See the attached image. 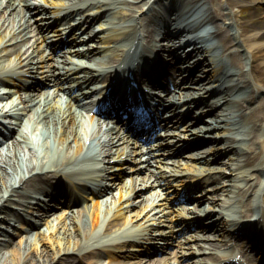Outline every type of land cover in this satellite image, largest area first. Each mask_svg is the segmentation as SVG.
<instances>
[{"label": "bare ground", "instance_id": "1", "mask_svg": "<svg viewBox=\"0 0 264 264\" xmlns=\"http://www.w3.org/2000/svg\"><path fill=\"white\" fill-rule=\"evenodd\" d=\"M15 1L0 0V9L5 8L3 11L0 10V83H7L12 86L27 83L30 78H35L38 72V65H36L32 53L23 50L24 47L22 46L26 45V41L21 43V39L25 36L26 20L23 15L19 16L18 10L11 12L9 17V12L16 8ZM68 1L71 0H50V3L59 4L65 18L75 15L68 21V27L71 28L82 23L83 18L85 19L91 15L95 17L98 14L99 17L102 16L100 23L90 26L85 31V34L98 36V42L102 45L87 49L91 50V53L99 52L97 55L88 56L89 61L76 60L68 54L69 51L83 53V49L86 50L84 45H76L71 47L69 51L67 49L61 50L54 58L55 63L53 65L56 71L53 72L64 74L63 77L66 79L71 75L69 74L70 70L77 66L80 67L79 69L82 68L79 63L82 64V70L90 78L95 75L92 69L96 65L106 67L109 59L114 55L113 53L105 55V50L101 51V49L122 35H128L129 32L126 29L130 27L131 22L127 20L137 19L138 13L143 11L144 6L150 4L153 0H74L75 3L71 10H69ZM139 1H142V3H139ZM213 1L183 0V3L178 5L179 0H171L173 12L162 16V20L166 17V24L171 25L170 27L167 26L168 30L179 29L184 31L182 39L177 41L180 42L185 39L189 42L190 45L187 48H190V51L184 54L181 63L176 65L170 73L172 81L177 82L176 78L178 77V79H182L184 86L168 94L169 99L175 104L171 105L166 113H158L157 119L158 125L161 127H167V123L174 125V121L178 120V115L182 110H191L193 105L200 102V100L203 101L206 108L226 105L223 111L219 110L215 114L213 112V115L209 116V119L201 125H194L192 121L188 122L186 127L188 130H186L185 136L190 135V138H193L203 135L220 139L218 142L212 139L213 143L209 147L193 153L191 157L195 158L196 161L207 162L209 158L213 157V154L228 150L227 160L220 161L221 164L225 163L228 172L220 165L197 166L195 169H187L188 172H186L179 165H175L174 162L168 168L166 165L147 163L145 167L149 169L154 177L150 180L147 179L138 186H131L139 194L148 182L153 188L156 186L165 187L166 191L174 189L176 195L179 188L176 186L177 183H173V179L181 175L178 180L179 185L184 186L187 184L186 180H183V176L193 177L195 178L194 181L199 184L197 187L200 188V191L196 197L197 201L207 199L208 202H212L216 200L217 192L220 189L225 191L226 196L232 193L244 196L242 189L251 196L254 192V198L259 197L261 194L260 178L254 176V172L248 174V171L250 169L264 171V120L260 121L263 118L264 101L255 100L250 105L243 104L245 110L251 114L246 120L240 119L239 108H236L233 114L229 105L232 100L233 103H241L243 100H251L257 94L264 95V86L261 85L258 74V72H261L264 76V8H262L264 0H222L221 3L226 5L227 9L225 12L219 10L218 7L222 6L220 2L216 1L215 6ZM245 3L257 7L252 11V14L254 17H260V19L256 20L254 25L236 20L234 17V12L239 9L238 5ZM234 6L238 9H234ZM152 7V4H150L149 8ZM185 7L190 9L188 14L187 10H184ZM42 8L45 9V7ZM176 12L180 16L173 18ZM221 14L227 16L226 26L217 21ZM253 16L250 14L249 17ZM205 22L206 25L198 30V27ZM125 30L126 32H124ZM81 37L84 38L87 35ZM72 40H76L75 36ZM176 44L177 42H168L166 45L170 46L168 50L177 54L179 51L175 48ZM114 48V46L111 47V49ZM3 52H11L16 55L15 63L24 66L26 69L22 68L19 73H11L15 70V67L12 66L8 67L6 72L7 67L5 66L7 64H5L6 59L2 57ZM188 53L190 55L194 54L193 60L187 59ZM134 54H138L137 50ZM236 54H240V58L243 59L242 64L235 61L234 55ZM135 57L128 59L131 62ZM70 58L71 61L68 63L67 60ZM75 64L77 66L73 67ZM191 68H193L192 72ZM197 68H199L197 73H194L193 71ZM23 70L26 71L21 75ZM99 70L104 71L102 68H97L95 71ZM133 73L136 74L135 71ZM137 74H139L138 70ZM39 76L41 83L52 80L48 73ZM80 81L75 80L72 83L75 84ZM144 87L151 92L163 94L162 91L150 89L148 86ZM212 88L224 92V104H220L221 98L204 99L213 92ZM225 89L231 92L229 96ZM3 94L11 96L0 106V109L3 110V116L0 118L1 235L6 232L4 225L17 215L16 203L19 200L18 196L27 195V197H30V193L25 188L38 187L40 183H43L42 185H49V188L45 191L50 194L52 190L59 191L61 187L56 185L55 182L66 177L75 178L78 162L82 160L83 151V146L77 139L72 119L62 117L61 113L51 104L48 92H41L39 99L34 93H20L16 92L13 87H0V96ZM15 94L17 97H15ZM179 102L181 104H177ZM203 110L201 109L200 112ZM169 117L173 120L169 121ZM91 119L90 117V122ZM6 129L8 132L14 131L9 137L10 141L6 139L8 138V134L4 133ZM174 133L176 132H169L168 134H173V136H166L165 138L161 137L165 135L163 132L159 133L156 145L160 146L162 143L177 145L180 134H177L179 136L176 137ZM3 134L7 137H4ZM120 135L121 133L113 134V137L116 138ZM245 148L249 149L251 153H244ZM123 153L122 150L117 154V158ZM147 153L150 157H160L165 152H152L151 148H148ZM236 159H243V164H237L234 161ZM113 160H116V158L112 157L110 162ZM149 165L157 169L149 168ZM224 172L229 174V181L218 186L220 176ZM96 179L100 189L106 186L99 177ZM141 179L143 178L139 180ZM107 185L115 184L112 182ZM124 185H127L126 181L123 183ZM131 188L129 187V189ZM240 190L241 192H239ZM156 194H160V192L157 191ZM120 197H124L123 192H120ZM168 198H171V196ZM143 199L144 197L141 200H134L129 197L128 201L131 202L130 205H135L137 208L141 206ZM112 201L109 200L107 205ZM235 202V199L226 200L227 208L219 209L216 214H213L212 211L217 208L204 204H200L195 208L190 206L191 212L188 214L180 208L177 212V216L181 219L180 224L169 229L166 228L163 218L158 217L153 210L148 212V215H146V212L141 214L140 211L136 210L138 213L135 212L134 214L137 219L130 221V217L126 218L124 223L119 224V228L117 225L112 229L111 233L113 234L111 236H106L105 232L115 223V219L121 216L120 211L124 209L123 203H119L116 211L111 214L109 210L102 212L95 209L91 212V208H89L71 214L69 219L64 217V219L59 218L50 222L45 221V228L29 229L40 225L42 218H36L31 226L27 225V232L29 230V233L23 236V240L17 246L13 245L14 243L10 238H6L4 235L0 236V264H88V262L96 264V260L91 259L87 263L85 260L88 255L93 253L97 256L107 255L111 260L109 261L110 264H113L115 261L118 262V259L122 256L129 257L130 254L136 253L134 250L137 248L130 245L131 243L145 246L146 243L153 242L162 247L165 240V243H167L168 240L173 239L176 231L184 229V224L186 226H188V223L206 224V226H213L221 230L233 231L239 228L238 225H241L242 221L261 217V214L256 212L255 209L250 212L253 207L252 199H249L238 209ZM164 203L162 200L161 205ZM100 205L99 200H97L94 202L93 207L99 208ZM29 212L32 213V210L30 209ZM61 213L55 212L56 215H61ZM175 215L176 212L173 216L175 217ZM123 224H126V226ZM164 225L165 228H162L161 226L164 227ZM158 238L164 241L162 245H160V242H155V239ZM185 238L183 243L187 245H180V247L191 248L193 249L191 251L195 252H199V250L192 247L191 241H200L204 238L218 239L215 236L212 237V235L211 237H204L198 232ZM180 244L182 243L180 242ZM210 245L213 247L204 245L205 248H210L208 249L211 252L207 256L208 261L203 256L198 259L204 264H212L228 255L215 253L221 247L219 242L215 241ZM180 253V255H183L187 252L181 251ZM115 254L119 257L115 258ZM158 263L166 264L161 259Z\"/></svg>", "mask_w": 264, "mask_h": 264}, {"label": "rangeland", "instance_id": "2", "mask_svg": "<svg viewBox=\"0 0 264 264\" xmlns=\"http://www.w3.org/2000/svg\"><path fill=\"white\" fill-rule=\"evenodd\" d=\"M244 8L249 10V6H245ZM222 10L224 11L225 8H223ZM246 13H247V11L244 12V11L242 10V13H239V12H238V13L236 14V16H237V18L244 20V18L247 16ZM249 14H250V13H249ZM252 19H253V18H252ZM253 20H254V19H253ZM218 21L221 22L222 24H224V22L227 21V18H226L225 16H222L221 18H218ZM19 236H20V233H19L18 235H16V237H14V241H13L14 244H13V245H16V246H17V244L20 243V242L23 240V239H22L21 237H19Z\"/></svg>", "mask_w": 264, "mask_h": 264}]
</instances>
